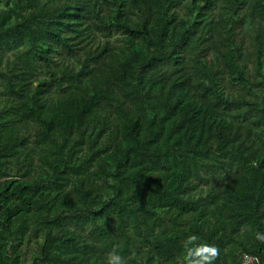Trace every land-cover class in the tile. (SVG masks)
<instances>
[{
    "label": "trees",
    "instance_id": "1",
    "mask_svg": "<svg viewBox=\"0 0 264 264\" xmlns=\"http://www.w3.org/2000/svg\"><path fill=\"white\" fill-rule=\"evenodd\" d=\"M0 54V264H264V0H0Z\"/></svg>",
    "mask_w": 264,
    "mask_h": 264
},
{
    "label": "clouds",
    "instance_id": "2",
    "mask_svg": "<svg viewBox=\"0 0 264 264\" xmlns=\"http://www.w3.org/2000/svg\"><path fill=\"white\" fill-rule=\"evenodd\" d=\"M190 240L197 239L196 236H191ZM219 253V249L214 244L203 243L196 247L195 255L200 259L190 261V264H213ZM107 264H125L123 257L116 251H113L107 256Z\"/></svg>",
    "mask_w": 264,
    "mask_h": 264
},
{
    "label": "built area",
    "instance_id": "3",
    "mask_svg": "<svg viewBox=\"0 0 264 264\" xmlns=\"http://www.w3.org/2000/svg\"><path fill=\"white\" fill-rule=\"evenodd\" d=\"M242 264H257L256 257L253 256H244Z\"/></svg>",
    "mask_w": 264,
    "mask_h": 264
},
{
    "label": "bare ground",
    "instance_id": "4",
    "mask_svg": "<svg viewBox=\"0 0 264 264\" xmlns=\"http://www.w3.org/2000/svg\"><path fill=\"white\" fill-rule=\"evenodd\" d=\"M83 30V29H82ZM85 34V33H84ZM8 41V40H7ZM78 54V53H77ZM1 55V54H0ZM74 55V54H73ZM46 56V55H45ZM1 58V57H0ZM126 60V59H125ZM6 61V60H5ZM111 64V63H110ZM46 65V64H45ZM72 65V64H71ZM54 67V66H53ZM64 68V67H63ZM12 69V68H11ZM37 69V68H36ZM9 70H10V68H9ZM69 71H70V69H68ZM80 71V70H79ZM76 74V73H75ZM114 74V73H113ZM61 81V80H60ZM72 82H74V81H72ZM107 82V81H106ZM102 86V85H101ZM105 87V86H104ZM68 90V89H67ZM76 90V89H75ZM82 95V94H81ZM78 100V99H77ZM126 103V102H125ZM93 110H94V108H93ZM93 115V114H92ZM75 122V121H74ZM74 129V128H73Z\"/></svg>",
    "mask_w": 264,
    "mask_h": 264
}]
</instances>
